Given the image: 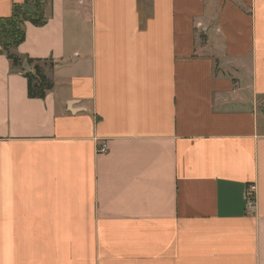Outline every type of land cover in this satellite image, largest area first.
Listing matches in <instances>:
<instances>
[{
	"label": "crops",
	"instance_id": "obj_1",
	"mask_svg": "<svg viewBox=\"0 0 264 264\" xmlns=\"http://www.w3.org/2000/svg\"><path fill=\"white\" fill-rule=\"evenodd\" d=\"M45 15V99L0 55V264H264V0Z\"/></svg>",
	"mask_w": 264,
	"mask_h": 264
},
{
	"label": "trees",
	"instance_id": "obj_2",
	"mask_svg": "<svg viewBox=\"0 0 264 264\" xmlns=\"http://www.w3.org/2000/svg\"><path fill=\"white\" fill-rule=\"evenodd\" d=\"M48 0H25L23 5H15L12 15L0 18V55H5L27 79L28 97L43 100L55 87L49 72L55 66L52 60L20 57L15 50L26 40L27 24L43 27L47 24L45 8ZM28 63L30 70L25 69Z\"/></svg>",
	"mask_w": 264,
	"mask_h": 264
},
{
	"label": "built area",
	"instance_id": "obj_3",
	"mask_svg": "<svg viewBox=\"0 0 264 264\" xmlns=\"http://www.w3.org/2000/svg\"><path fill=\"white\" fill-rule=\"evenodd\" d=\"M107 144L106 143H102L100 148H99V153H105L107 151ZM256 189L254 186H250L248 189V210L249 212H253L255 207H256V201H255V193Z\"/></svg>",
	"mask_w": 264,
	"mask_h": 264
},
{
	"label": "water",
	"instance_id": "obj_4",
	"mask_svg": "<svg viewBox=\"0 0 264 264\" xmlns=\"http://www.w3.org/2000/svg\"><path fill=\"white\" fill-rule=\"evenodd\" d=\"M25 69H26L27 71L30 70V67H29L28 63L25 64Z\"/></svg>",
	"mask_w": 264,
	"mask_h": 264
}]
</instances>
